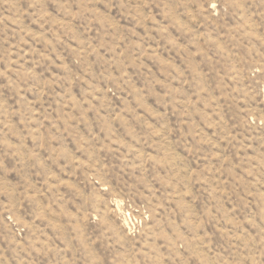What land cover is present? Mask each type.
Returning <instances> with one entry per match:
<instances>
[{"label": "rangeland", "instance_id": "rangeland-1", "mask_svg": "<svg viewBox=\"0 0 264 264\" xmlns=\"http://www.w3.org/2000/svg\"><path fill=\"white\" fill-rule=\"evenodd\" d=\"M0 264H264V0H0Z\"/></svg>", "mask_w": 264, "mask_h": 264}]
</instances>
